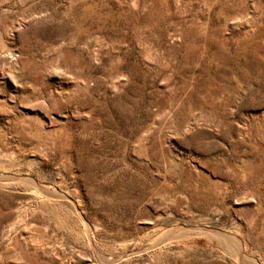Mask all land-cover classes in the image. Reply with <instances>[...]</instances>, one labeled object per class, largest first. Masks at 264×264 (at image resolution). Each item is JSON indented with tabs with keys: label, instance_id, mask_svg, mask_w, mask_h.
<instances>
[{
	"label": "rangeland",
	"instance_id": "374dc122",
	"mask_svg": "<svg viewBox=\"0 0 264 264\" xmlns=\"http://www.w3.org/2000/svg\"><path fill=\"white\" fill-rule=\"evenodd\" d=\"M0 264H264V0H0Z\"/></svg>",
	"mask_w": 264,
	"mask_h": 264
}]
</instances>
